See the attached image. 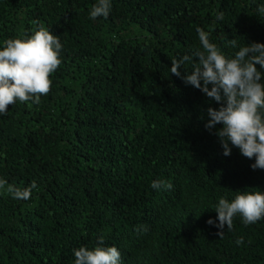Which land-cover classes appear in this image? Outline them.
Returning a JSON list of instances; mask_svg holds the SVG:
<instances>
[{"label": "trees", "instance_id": "trees-1", "mask_svg": "<svg viewBox=\"0 0 264 264\" xmlns=\"http://www.w3.org/2000/svg\"><path fill=\"white\" fill-rule=\"evenodd\" d=\"M94 2L0 0V46L40 26L63 45L40 103L0 116V178L38 186L27 201L0 190V264H74L100 237L122 264H264V220L234 217L222 238L207 224L218 197L264 191V170L222 154L221 125L199 119L219 106L169 72L199 47L197 27L226 55L238 49L225 37L264 43V0H113L91 20Z\"/></svg>", "mask_w": 264, "mask_h": 264}, {"label": "clouds", "instance_id": "clouds-1", "mask_svg": "<svg viewBox=\"0 0 264 264\" xmlns=\"http://www.w3.org/2000/svg\"><path fill=\"white\" fill-rule=\"evenodd\" d=\"M112 3L113 0H95L89 19H107ZM257 11L264 14V3L259 4ZM223 18V13L216 16L217 20ZM196 33L199 47L173 59L169 72L219 106L207 107L199 119H206L204 127L210 132L221 125L215 135L222 154L229 156L235 147L243 157L254 158L250 165L252 170H264V43L239 45L236 39L225 37L230 47L238 49L226 55L210 41V34L204 29L197 27ZM62 50L60 37L43 26L32 34L3 41L0 46V116L8 112L9 105L17 102L40 103L41 95L50 91L52 81L49 77L61 63ZM185 64L191 65L190 71L184 69ZM150 187L164 191L171 190L173 185L167 180L156 179ZM37 188L35 182L21 189L0 178V190L16 200L31 199L33 189ZM234 193L231 199L218 197L213 205L216 218L207 221L208 225L220 230L217 235L221 238L225 225L227 230L232 229L234 217L239 216L245 226L264 220V191L246 189ZM243 242V238L235 241L238 246ZM72 251L74 264H122L120 250L115 245L107 246L103 237L98 238L92 248L80 246Z\"/></svg>", "mask_w": 264, "mask_h": 264}]
</instances>
